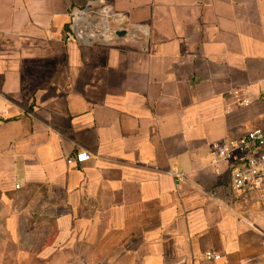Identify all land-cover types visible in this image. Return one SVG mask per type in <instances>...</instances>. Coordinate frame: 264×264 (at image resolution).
Segmentation results:
<instances>
[{
	"label": "crops",
	"instance_id": "1",
	"mask_svg": "<svg viewBox=\"0 0 264 264\" xmlns=\"http://www.w3.org/2000/svg\"><path fill=\"white\" fill-rule=\"evenodd\" d=\"M75 8L148 35L69 41ZM255 129L264 0H0V264L258 261L264 201L209 166Z\"/></svg>",
	"mask_w": 264,
	"mask_h": 264
},
{
	"label": "built area",
	"instance_id": "2",
	"mask_svg": "<svg viewBox=\"0 0 264 264\" xmlns=\"http://www.w3.org/2000/svg\"><path fill=\"white\" fill-rule=\"evenodd\" d=\"M124 33L120 36L119 33ZM148 28L132 24L128 17L117 14L111 9L102 8L98 11L85 8L72 10L67 29L69 41H81L88 44L115 45L121 41H130L137 36L148 35ZM244 100L241 105H247ZM89 159L86 152L67 159L69 165L82 164ZM213 174L221 177L229 173L228 188L232 194H240L245 201L250 195H258L264 201V130L255 129L238 139L224 140L214 143L210 149V164ZM180 181L183 174L173 173ZM22 185L18 183L16 189ZM237 203V202H236ZM239 205V203H237ZM255 224L251 223L253 226ZM263 254L259 260H250L244 264H264V234L262 235ZM206 260L221 261L220 254L207 252Z\"/></svg>",
	"mask_w": 264,
	"mask_h": 264
},
{
	"label": "water",
	"instance_id": "3",
	"mask_svg": "<svg viewBox=\"0 0 264 264\" xmlns=\"http://www.w3.org/2000/svg\"><path fill=\"white\" fill-rule=\"evenodd\" d=\"M119 35H120V36H123V35H124V33H123V32H122V33H119Z\"/></svg>",
	"mask_w": 264,
	"mask_h": 264
}]
</instances>
